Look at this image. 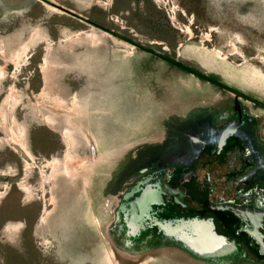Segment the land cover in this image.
<instances>
[{
	"label": "rangeland",
	"instance_id": "obj_1",
	"mask_svg": "<svg viewBox=\"0 0 264 264\" xmlns=\"http://www.w3.org/2000/svg\"><path fill=\"white\" fill-rule=\"evenodd\" d=\"M165 57L264 103V0H0V264H190L118 249L103 187L176 93H226Z\"/></svg>",
	"mask_w": 264,
	"mask_h": 264
},
{
	"label": "flooded vegetation",
	"instance_id": "obj_2",
	"mask_svg": "<svg viewBox=\"0 0 264 264\" xmlns=\"http://www.w3.org/2000/svg\"><path fill=\"white\" fill-rule=\"evenodd\" d=\"M177 69L226 93H176L159 119L157 138L121 155L113 171L109 166L103 187L118 197L110 227L115 244L130 254L175 249L190 264H264V103L215 77L201 79L196 69ZM145 191L158 204L139 210L135 201ZM131 215L139 217L129 228ZM194 220L211 222L234 249L200 257L156 225Z\"/></svg>",
	"mask_w": 264,
	"mask_h": 264
},
{
	"label": "water",
	"instance_id": "obj_3",
	"mask_svg": "<svg viewBox=\"0 0 264 264\" xmlns=\"http://www.w3.org/2000/svg\"><path fill=\"white\" fill-rule=\"evenodd\" d=\"M60 8L70 13L69 10H65L62 7ZM150 204H158L157 201L154 200L150 191L143 192L140 198L135 201L136 208L139 210L142 209V206H144V208H149ZM138 217L131 215L127 226L131 228ZM156 225L167 237H172L176 241H179L189 251L200 257L212 258L223 256L234 249L233 243H229L224 236L218 235L214 231L211 222L194 220L188 224L181 222L175 226L162 223H156Z\"/></svg>",
	"mask_w": 264,
	"mask_h": 264
},
{
	"label": "bare ground",
	"instance_id": "obj_4",
	"mask_svg": "<svg viewBox=\"0 0 264 264\" xmlns=\"http://www.w3.org/2000/svg\"><path fill=\"white\" fill-rule=\"evenodd\" d=\"M253 76H254V78L258 77L260 79H263V77H261L260 74H258V73H254ZM63 132L65 134V130ZM70 162H71V160L69 158V154H67V155L65 154V162L64 163L62 162V169H63L64 173H66V174L68 173V170H69V167H70ZM58 164H60V162H58V160L54 158L53 160H50V159L47 160L46 166H50L51 168H53L55 165H58ZM41 220H43V218H41Z\"/></svg>",
	"mask_w": 264,
	"mask_h": 264
},
{
	"label": "trees",
	"instance_id": "obj_5",
	"mask_svg": "<svg viewBox=\"0 0 264 264\" xmlns=\"http://www.w3.org/2000/svg\"><path fill=\"white\" fill-rule=\"evenodd\" d=\"M121 39H123V37H121ZM163 58V57H162ZM164 60H167L168 62H169V64H171V65H174V66H176L177 68H180V69H182V70H185V71H187V72H192L193 71V69L192 68H188L187 69V66H183V65H181V64H179V63H177V62H175V61H172L171 59L169 60V59H167V58H164ZM199 75V78H201V79H204V80H208V78L209 77H205L204 75H202V74H198ZM213 82H216V80L215 79H213L212 80ZM233 257H234V254H233ZM227 258H229V256H227Z\"/></svg>",
	"mask_w": 264,
	"mask_h": 264
}]
</instances>
